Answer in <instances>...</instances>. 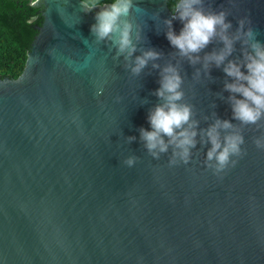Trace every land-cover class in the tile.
<instances>
[{"label":"water","instance_id":"water-1","mask_svg":"<svg viewBox=\"0 0 264 264\" xmlns=\"http://www.w3.org/2000/svg\"><path fill=\"white\" fill-rule=\"evenodd\" d=\"M82 3L34 0L42 21L23 69L0 78V264H264V149L253 143L264 140V118L247 126L233 119L230 97H242L225 89L235 81L223 71L242 64L252 43L264 46V0L193 6L225 12L227 34L240 35L220 67L204 59L223 49L219 36L192 54L194 64L170 44L165 21L176 34L183 24L165 0H132L126 19L136 51L127 59L90 31L111 3L87 15ZM241 19L253 38L237 33ZM150 49L159 59L133 74L136 56ZM168 65L195 122L188 163L171 144L153 156L140 138L141 127L151 131L150 111L165 103L155 92ZM217 120L234 126L219 129L221 140L238 132L246 149L219 173L206 158V131Z\"/></svg>","mask_w":264,"mask_h":264},{"label":"clouds","instance_id":"clouds-1","mask_svg":"<svg viewBox=\"0 0 264 264\" xmlns=\"http://www.w3.org/2000/svg\"><path fill=\"white\" fill-rule=\"evenodd\" d=\"M173 13V18H178L183 27L179 34L172 30V20H166L169 31L166 37L170 44L179 50L181 56L188 57L191 63L199 60L194 53H199L215 37L219 36L224 47L220 52L207 54L206 62H214L217 67L224 63L231 55L235 40L240 39V35L229 37L227 30L232 27L231 22H226V13H205L200 7L202 0H167ZM102 0H83L82 10L87 15ZM132 7V0H113L110 5L100 7L95 13V23L91 25L90 31L99 40H108L117 48L118 54L127 52L126 59L131 57L136 51V46L132 42V25L126 19ZM249 24L251 21H248ZM237 33H243L248 38H253L255 33L251 27L244 31L245 20L238 22ZM247 44V40L243 41ZM251 51H244V62L242 64L229 61L223 71L229 77L234 78V83L225 84V89L231 93H238L242 98L230 97L233 101V119L240 121L243 125H257L264 118V46L259 41L250 45ZM161 53L155 50L145 51L142 55L136 56L135 66L131 68L133 74L138 75L145 68L150 60L159 59ZM154 68L159 65L153 64ZM207 67V63L205 64ZM246 70L242 71L241 68ZM182 78L178 70L172 65L162 69L160 88L155 95L165 101L164 104L157 105L148 115L151 131L141 127L140 138L145 142V147L153 156H158V152H166L169 145H174L179 151L174 155H179L184 163H188L191 152L190 149L196 146L194 123L191 122L192 109L190 105L178 103L183 99V92L180 90ZM187 125V127H185ZM234 126L230 121L217 120L206 131L208 141L211 144L207 151V161L215 160V172L226 170L230 163L234 167L236 160L231 157H242L246 154V149L241 146L245 144L243 135L238 132H229L221 140L219 129H232ZM179 130V131H178ZM164 137H168L167 143ZM135 137H129L134 140ZM253 143L259 149H264V140L256 138ZM158 150V152H157ZM135 162L134 157H129L124 163L131 167ZM208 167L213 165L208 164Z\"/></svg>","mask_w":264,"mask_h":264},{"label":"trees","instance_id":"trees-1","mask_svg":"<svg viewBox=\"0 0 264 264\" xmlns=\"http://www.w3.org/2000/svg\"><path fill=\"white\" fill-rule=\"evenodd\" d=\"M33 1L0 0V78L14 79L23 69L31 41L37 33L35 27L42 21L43 8L33 5ZM112 2L102 0L101 5Z\"/></svg>","mask_w":264,"mask_h":264}]
</instances>
